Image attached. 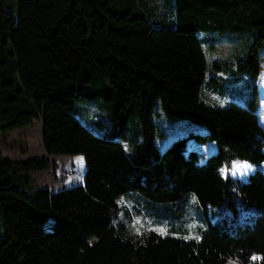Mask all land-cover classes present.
I'll return each mask as SVG.
<instances>
[{
  "label": "trees",
  "instance_id": "16d2710c",
  "mask_svg": "<svg viewBox=\"0 0 264 264\" xmlns=\"http://www.w3.org/2000/svg\"><path fill=\"white\" fill-rule=\"evenodd\" d=\"M115 1L16 0L17 21L0 4V134L40 119L46 153L82 155L85 164L81 184L37 185L29 195V173L56 162L0 152V264H264L258 85L248 103H226L222 77L209 79L221 65L208 66V38L198 35L250 33L234 71L257 77L264 0H174V18L161 26L113 11ZM207 85L223 105L203 97ZM158 97L168 116L206 132L189 130L160 150L163 131L151 119ZM102 119L111 124L104 135L93 130ZM190 140L217 150L201 162ZM234 160L255 166L246 180L223 175ZM189 194L205 217L200 239L127 228L130 201L174 204Z\"/></svg>",
  "mask_w": 264,
  "mask_h": 264
},
{
  "label": "rangeland",
  "instance_id": "374dc122",
  "mask_svg": "<svg viewBox=\"0 0 264 264\" xmlns=\"http://www.w3.org/2000/svg\"><path fill=\"white\" fill-rule=\"evenodd\" d=\"M0 4L17 21L16 0H0ZM174 7V0H117L111 6V9L119 12L131 9L136 14L142 13L148 16L155 25L161 26V24L166 23L164 19L172 21L175 13ZM198 35L208 38L205 48L208 66L212 67L214 61L221 65L220 70L215 72V76L222 77L221 80L225 83L222 96L227 99L226 103L232 98L244 104L248 103L254 93L255 83L258 85L260 93L258 99L259 118L264 127V46L261 51L262 69L260 74L255 77L249 73L241 74L238 71H234V69L237 70V63L244 57L247 47L252 41L250 33L207 32L199 33ZM209 44L212 46H209ZM210 73L212 72L209 71ZM236 76L238 77L235 79ZM218 103L220 105L224 104V102ZM151 119L163 131V134L155 136V143L160 150L166 148L175 138L187 134L189 130L206 132V128L199 122L186 117L168 116L161 107L159 97L154 101V111L151 114ZM102 120L104 124H96L93 130L98 134L104 135L110 129L111 124L107 119ZM41 131L42 122L40 119H35L32 125L23 128V130L0 134V152L4 157L13 160H26L30 157L46 155ZM189 148L197 150L201 154V161H205L209 155L216 152L217 145L215 142L199 144L195 140H190ZM67 156L56 155L54 158L59 163L63 161L73 162L76 173H78V170H83L85 167L83 158L82 165H80L79 161L73 158L74 156L66 158ZM244 162L255 168L254 165L247 161L234 160L229 167L225 166L222 168L223 175L241 172L248 177L252 168L245 169L241 164ZM60 164L63 165L62 163ZM261 167L264 169V164ZM70 173L69 169H66L64 171L61 170L58 175L62 178ZM46 174L47 171H36L30 174L31 180L29 184L25 185V187L21 185V188L24 187L29 195L32 194V187L35 188L37 185L43 186L46 184ZM49 178H52V174ZM126 205L132 212L129 222H126L127 228L130 232H135L138 235H141L144 231L151 230L162 236L172 235L197 240L201 237V229L206 227L205 217L194 194H189L185 200L177 201L174 204L149 203L146 198L142 197L139 202L132 200L129 205ZM213 213L217 217L219 215L230 217L228 213H218L215 210H210L209 216L211 217ZM237 221L243 222V210L240 211ZM2 230V217L0 216V232ZM232 264H239V262L235 261Z\"/></svg>",
  "mask_w": 264,
  "mask_h": 264
},
{
  "label": "crops",
  "instance_id": "0c3cea01",
  "mask_svg": "<svg viewBox=\"0 0 264 264\" xmlns=\"http://www.w3.org/2000/svg\"><path fill=\"white\" fill-rule=\"evenodd\" d=\"M215 75H216L215 73L214 74H212V73L209 74V76H212V77L209 78L210 81L211 80L213 81ZM203 97L207 101H209L211 103H218L219 101L223 100V98H221L216 92H214L212 87H210L209 85H207L205 87V90L203 92ZM44 156H49V158L52 161L56 162V165H53L50 168H48L47 170H45V171H47V174L45 176V179H46L45 183L46 184L43 185V186L48 187L52 191H57V190H59L61 188L68 187V186H73V185H76V184H81L83 182V176H84V172H85V167L83 168V170L82 169L78 170V173H76V171L74 169V166H73V162H71L72 163L71 164L68 161H63V162H60V163L63 164V165H61L59 163V161L54 158V156H56V155H48V154H46ZM71 156H74L73 158L77 159L79 161L80 165H82V158H83L82 155H68L66 158H72ZM201 162H204V161H201ZM241 164L243 166L244 165H249L246 162L241 163ZM262 164H264V163H262ZM262 164H260L259 167L261 168V170L264 171V169H262V167H261ZM251 168H252V171H251V173H252L255 170V168H253V167H251ZM66 169H69V171L71 173L68 174L67 176L61 178L58 175V173L61 170L64 171ZM34 172H36V171H33V172L29 173V176H30V174H32ZM51 174H52V178H49V176ZM232 175L235 176V177H238L240 179H243V180L247 179V177L241 172L232 173ZM30 178H31V176H30Z\"/></svg>",
  "mask_w": 264,
  "mask_h": 264
},
{
  "label": "snow or ice",
  "instance_id": "6c2138e0",
  "mask_svg": "<svg viewBox=\"0 0 264 264\" xmlns=\"http://www.w3.org/2000/svg\"><path fill=\"white\" fill-rule=\"evenodd\" d=\"M245 169H248V168H250L251 166L250 165H244L243 166Z\"/></svg>",
  "mask_w": 264,
  "mask_h": 264
}]
</instances>
